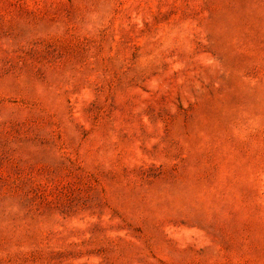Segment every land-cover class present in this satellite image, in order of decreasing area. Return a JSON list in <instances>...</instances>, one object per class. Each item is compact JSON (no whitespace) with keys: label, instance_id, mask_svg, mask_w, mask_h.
Listing matches in <instances>:
<instances>
[{"label":"rangeland","instance_id":"obj_1","mask_svg":"<svg viewBox=\"0 0 264 264\" xmlns=\"http://www.w3.org/2000/svg\"><path fill=\"white\" fill-rule=\"evenodd\" d=\"M0 264H264V0H0Z\"/></svg>","mask_w":264,"mask_h":264}]
</instances>
